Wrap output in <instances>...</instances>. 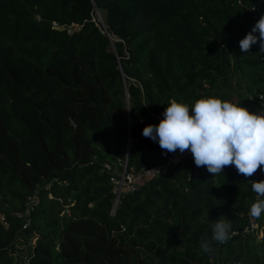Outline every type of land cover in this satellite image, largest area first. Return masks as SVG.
Returning a JSON list of instances; mask_svg holds the SVG:
<instances>
[{"label":"trees","instance_id":"1","mask_svg":"<svg viewBox=\"0 0 264 264\" xmlns=\"http://www.w3.org/2000/svg\"><path fill=\"white\" fill-rule=\"evenodd\" d=\"M261 16L264 0H0V264H264V214L248 215L264 165L214 177L189 154L124 192L115 214L105 168L167 163L173 153L142 133L173 98L259 114L227 87L240 71L264 95L259 44L239 46ZM35 192L25 227L12 212ZM221 216L231 238L206 254Z\"/></svg>","mask_w":264,"mask_h":264},{"label":"clouds","instance_id":"2","mask_svg":"<svg viewBox=\"0 0 264 264\" xmlns=\"http://www.w3.org/2000/svg\"><path fill=\"white\" fill-rule=\"evenodd\" d=\"M259 33V36L256 35ZM259 44V54H264V16L240 40L242 52L249 53ZM158 125L143 129V136L157 142L164 154H181L190 151L197 167L206 166L216 177L224 173L226 166H234L238 174L252 177L264 165V111L249 109L220 98L202 97L191 106L171 99ZM256 194L248 215L252 219L264 214V180L251 181ZM211 239L202 237L200 250L214 252L213 242L225 244L231 238L232 221L221 216L211 223Z\"/></svg>","mask_w":264,"mask_h":264},{"label":"built area","instance_id":"3","mask_svg":"<svg viewBox=\"0 0 264 264\" xmlns=\"http://www.w3.org/2000/svg\"><path fill=\"white\" fill-rule=\"evenodd\" d=\"M57 25L58 23L55 22ZM257 111L261 112L264 111V95L260 94L257 98ZM160 119H164L160 117ZM160 120V121H161ZM189 154L190 151H186L185 153L181 154L179 150L176 153H173L166 164L158 165L153 167L144 166L139 171H128L127 170V162L123 163L122 170L113 169L111 163H105L106 171L111 173L110 180L114 184V191H115V199L112 208V213L115 214L116 209L119 206L121 197L124 192L128 191H135L140 184L147 178H152L156 175H159L162 172L168 171L169 167L182 161L185 159ZM39 203V195L37 192L33 193L26 197L25 200V210L21 212L13 211V215L22 218L24 220L25 227L31 224L30 214L34 211L36 205ZM1 221L5 225H9V219L5 213H2Z\"/></svg>","mask_w":264,"mask_h":264},{"label":"rangeland","instance_id":"4","mask_svg":"<svg viewBox=\"0 0 264 264\" xmlns=\"http://www.w3.org/2000/svg\"><path fill=\"white\" fill-rule=\"evenodd\" d=\"M101 17L105 21L106 18V13L105 11H97L95 14V18L98 22H101ZM78 28L79 26H74ZM229 81H230V86L227 87V90L232 91L235 94L236 99L238 100H246L250 101L252 106L257 109V99L256 96H251V94L247 91V85H246V78L240 71H231L229 73ZM254 228H257L258 225L256 223L253 224ZM256 236L258 239H264V227L259 228L256 231Z\"/></svg>","mask_w":264,"mask_h":264},{"label":"water","instance_id":"5","mask_svg":"<svg viewBox=\"0 0 264 264\" xmlns=\"http://www.w3.org/2000/svg\"><path fill=\"white\" fill-rule=\"evenodd\" d=\"M249 12H250L251 15L255 16V12H254L253 10H249ZM103 25L105 26V24H103ZM129 141L131 142V139H129ZM130 142H129V143H130ZM257 241H258V242H262L263 239H257Z\"/></svg>","mask_w":264,"mask_h":264},{"label":"bare ground","instance_id":"6","mask_svg":"<svg viewBox=\"0 0 264 264\" xmlns=\"http://www.w3.org/2000/svg\"><path fill=\"white\" fill-rule=\"evenodd\" d=\"M102 24H104V23H102Z\"/></svg>","mask_w":264,"mask_h":264}]
</instances>
